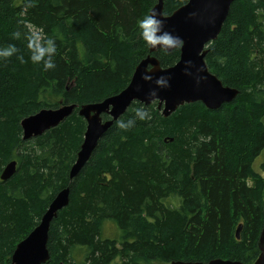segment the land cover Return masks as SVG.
<instances>
[{
    "label": "trees",
    "instance_id": "obj_1",
    "mask_svg": "<svg viewBox=\"0 0 264 264\" xmlns=\"http://www.w3.org/2000/svg\"><path fill=\"white\" fill-rule=\"evenodd\" d=\"M187 1L163 0V14ZM156 3L0 0V53L9 45L17 49L10 56L0 54V174L12 157L8 151L15 152L17 161L15 175L0 181V264L10 263L17 243L65 187L70 202L50 224L47 264H72L67 262L70 246L89 249L84 263H106L118 253L114 241L97 238L107 220L120 223L125 236L136 240L124 236L122 260L116 264L208 262L220 256L254 264L258 258L264 185L258 191L247 186L251 162L245 157L254 158L264 147L261 0H235L220 34L207 47V69L239 91L231 103L217 110L200 102L186 104L167 119L158 104L132 103L118 121L132 119L134 124L124 129L115 122L69 181L86 128L78 109L129 85L132 71L150 54L137 22ZM30 37H38L35 42L42 46L47 39L54 41V68L45 70L43 60L32 62ZM150 55L168 68L178 61L179 48ZM72 104L77 108L59 126L21 139L22 119ZM138 109L148 116L137 118ZM224 113L227 123L221 121ZM243 138L255 146L244 147ZM236 224L242 225L239 239Z\"/></svg>",
    "mask_w": 264,
    "mask_h": 264
},
{
    "label": "water",
    "instance_id": "obj_2",
    "mask_svg": "<svg viewBox=\"0 0 264 264\" xmlns=\"http://www.w3.org/2000/svg\"><path fill=\"white\" fill-rule=\"evenodd\" d=\"M235 0H188L175 8L170 15L163 14V0H157L149 13L162 21L161 32L177 38L167 48L160 45L148 46L150 54L159 50L171 52L179 48V59L171 67L162 68L157 58L150 54L135 67L129 85L118 94L108 97L102 102L81 105L78 116L86 124L83 142L79 148L74 164L69 171V180H73L98 145V141L117 122L131 106L132 102L150 105L158 102L163 105L161 113L169 117L179 107L196 102L202 103L208 110H217L222 105L231 103L239 94L235 88L224 86L207 68L205 57L209 43L215 41L228 16ZM264 2V0H261ZM162 83H157L158 80ZM76 105H60L55 109H42L24 118L20 122L23 141L42 136L56 128L73 114ZM107 114V121L102 115ZM167 140V139H166ZM165 140V141H166ZM172 141V139H170ZM17 163L8 162L0 174V180L6 182L15 175ZM70 202L69 187L61 189L52 199L49 207L36 227L20 241L9 264H47L50 254L47 248L50 224L58 213ZM242 225L236 229V239ZM259 256L254 264H264V209L263 225L258 239ZM171 264H243L234 260L215 258L208 262L174 261Z\"/></svg>",
    "mask_w": 264,
    "mask_h": 264
},
{
    "label": "rangeland",
    "instance_id": "obj_3",
    "mask_svg": "<svg viewBox=\"0 0 264 264\" xmlns=\"http://www.w3.org/2000/svg\"><path fill=\"white\" fill-rule=\"evenodd\" d=\"M163 6H164V2H163ZM149 46V45H148ZM143 60V59H142ZM209 70V69H208ZM211 73L212 71L209 70ZM213 74V73H212ZM137 103L141 104L140 102L136 101ZM132 103H135V102H132ZM158 102L157 101H154L152 102L150 105H144L145 107H149V106H153V104H157ZM143 105V104H142ZM184 106V105H183ZM182 107V106H181ZM179 107V108H181ZM162 108H163V105L161 106V108L159 110V114L161 117H163V114L161 113L162 111ZM178 108V109H179ZM129 109V108H128ZM127 109V110H128ZM177 109V110H178ZM176 110V111H177ZM175 111V112H176ZM127 112V111H126ZM125 112V113H126ZM175 112H173L172 114H174ZM225 112V111H224ZM172 114L170 115L172 117ZM263 114V112H260V116ZM106 115V114H105ZM124 116V115H123ZM169 116V117H170ZM226 116V113L223 114L222 116V119L221 121L222 122H226L227 123V117ZM167 117V118H169ZM165 118V119H167ZM121 119V118H120ZM109 120V119H108ZM259 120H262L263 124H264V117L263 115L261 116V118ZM106 121V120H105ZM261 132V131H260ZM244 133V132H243ZM240 134V133H239ZM244 141H246L244 143V147H251L250 150L255 146L254 144V141L253 140H248V139H244ZM100 141V140H99ZM98 141V143H99ZM5 147V146H4ZM8 154H9V157H11V160H13L15 158V152H13V150H10L8 151ZM245 159H247L249 162H251L249 164V168H248V171H247V175H246V178H245V183L247 184V186L249 188H253L254 190L257 189L256 191L260 190V188L264 185V147L261 148V150L259 151V153L254 157V158H251L249 155L245 157ZM5 167V164L4 166L2 167V169H4ZM71 168V167H70ZM70 171V169H69ZM68 171V172H69ZM68 176H69V173H68ZM1 181V180H0ZM70 181V180H69ZM2 182V181H1ZM66 188V187H65ZM49 207V206H48ZM47 207V208H48ZM68 207V206H67ZM66 207V208H67ZM65 209V208H64ZM62 209V210H64ZM47 210V209H46ZM61 210V211H62ZM45 213V212H44ZM44 215V214H43ZM42 215V216H43ZM42 218V217H41ZM56 218H54L52 220L51 223H53V221L55 220ZM41 220V219H40ZM40 222V221H39ZM120 223H118L117 221L115 220H111V222L109 220L105 221L104 224L102 225L101 227V230H100V234L99 236L97 235V238L98 240H100L101 242H106V241H109V242H112L114 241L115 244H116V249L118 251V253L110 258L106 263L104 264H116L118 263L119 261L122 260V257L120 256V252H122V248H121V245H124L125 243V240H124V236H125V233H124V230L120 227L119 225ZM138 226L143 229V222H141L140 224H138ZM51 227V225H50ZM238 227V224L235 225V233H236V229ZM33 230V229H32ZM31 230V231H32ZM30 231V232H31ZM50 231V229H49ZM129 232L132 231V229H129L128 230ZM49 236V234H48ZM129 239H133V243L136 242V240H134V238H130L129 236H125ZM23 240V239H22ZM21 240V241H22ZM95 241V240H94ZM18 244V243H17ZM135 245V244H133ZM17 246V245H16ZM15 246V248H16ZM66 246V245H65ZM14 248V250H15ZM91 255V252L89 251V249H87V247H83V246H73L71 247L70 246V249L68 250V258H67V262L70 263V261L72 262V264H90V263H84L83 260L84 258H87ZM191 259H199L197 257H194L193 255L190 256ZM223 256H220L218 258H222ZM223 259V258H222ZM187 262H195V261H188Z\"/></svg>",
    "mask_w": 264,
    "mask_h": 264
},
{
    "label": "clouds",
    "instance_id": "obj_4",
    "mask_svg": "<svg viewBox=\"0 0 264 264\" xmlns=\"http://www.w3.org/2000/svg\"><path fill=\"white\" fill-rule=\"evenodd\" d=\"M137 25L138 29L140 30V36L151 47H156L157 45H160L164 48H167L173 44L175 39H177L171 37V35L168 33H162L161 35H157L158 32H161L162 21L157 19L156 15L154 14H146L143 19L138 20ZM37 39L38 37L29 38L30 42L28 46L32 50V55L30 59L33 63H37L43 60L45 70L54 68L55 65L52 61V54L56 51L54 41L52 39H47L44 42V45L42 46L41 44L35 42ZM16 51L17 49L15 45H9L8 48L4 49L0 54H2L3 56H10ZM23 62V58H21V63ZM162 82H164L162 79L157 81V83ZM136 116L137 118L143 120L148 116V114L143 110L138 109L136 112ZM117 123L119 127L127 129L134 124V120L129 119L127 123H125L124 121H118Z\"/></svg>",
    "mask_w": 264,
    "mask_h": 264
},
{
    "label": "flooded vegetation",
    "instance_id": "obj_5",
    "mask_svg": "<svg viewBox=\"0 0 264 264\" xmlns=\"http://www.w3.org/2000/svg\"><path fill=\"white\" fill-rule=\"evenodd\" d=\"M114 123H115V122H114ZM49 261H50V259H49ZM49 261H48V262H49Z\"/></svg>",
    "mask_w": 264,
    "mask_h": 264
},
{
    "label": "bare ground",
    "instance_id": "obj_6",
    "mask_svg": "<svg viewBox=\"0 0 264 264\" xmlns=\"http://www.w3.org/2000/svg\"><path fill=\"white\" fill-rule=\"evenodd\" d=\"M152 54H154V53H152ZM57 218V217H56Z\"/></svg>",
    "mask_w": 264,
    "mask_h": 264
}]
</instances>
